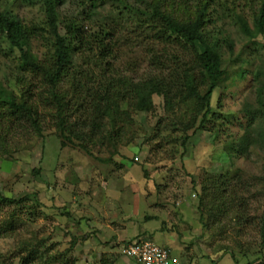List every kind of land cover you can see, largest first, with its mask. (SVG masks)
Instances as JSON below:
<instances>
[{
    "label": "rangeland",
    "instance_id": "rangeland-1",
    "mask_svg": "<svg viewBox=\"0 0 264 264\" xmlns=\"http://www.w3.org/2000/svg\"><path fill=\"white\" fill-rule=\"evenodd\" d=\"M80 1L89 5V0H65L63 16H77ZM116 5L113 0L106 3L96 22L85 20L86 24L109 21L107 11ZM0 7L15 12L24 24L39 27L31 49L42 62L48 60L50 45L37 0H0ZM120 30V63H129L140 74L153 42L142 30ZM59 31L64 33L61 25ZM245 40L237 32L234 56ZM258 40L264 44V36ZM19 54L0 43V80L18 99L34 104L38 130L27 115L0 104V197L14 199H0V264H19V257L32 246L39 252L36 264H133L120 248L137 237L169 247L179 264H246L263 256L257 221L264 208V184L254 177L263 174L264 152L253 147L245 157L230 158L223 149L246 122L243 104L255 103L250 74L214 91L216 138L209 129L185 133L171 127L163 98L154 95L152 111L131 110V124L117 138L115 151L91 146L89 155L68 142L61 145L51 86L42 71L20 68ZM253 65L243 67L252 70ZM70 90L62 80L60 94ZM76 119L81 125L82 116ZM236 169L242 182L252 184L237 195L247 203L246 222L240 225L233 221L240 205L215 215L212 198L203 190L219 174L227 172L230 179Z\"/></svg>",
    "mask_w": 264,
    "mask_h": 264
},
{
    "label": "trees",
    "instance_id": "trees-1",
    "mask_svg": "<svg viewBox=\"0 0 264 264\" xmlns=\"http://www.w3.org/2000/svg\"><path fill=\"white\" fill-rule=\"evenodd\" d=\"M110 1L89 0L87 7L80 1L77 16L64 17L65 0H37L47 30V37H41L50 45L46 54L49 59L43 62L31 49L32 40L41 33L39 27L24 24L15 12L0 7V43L9 50H18L20 68L42 71L51 86L59 114L61 145L68 142L89 155L91 146L115 151L117 138L131 124V110L152 111L154 95L163 98L164 109L171 115V127L185 133L209 129L216 138V111L211 105L214 91L231 87L250 74L256 88L255 103L243 104L246 122L237 138L224 142L223 149L230 158L234 154L245 157L253 147L264 152V44L258 40L264 36V0H244L243 5L242 0H113L117 5L107 11L109 21L101 19L98 26L86 24L85 20L96 22L99 10ZM115 24L142 30L153 42L145 52L147 65L142 73L132 70L129 63H120L121 30ZM237 32L246 40L241 52L234 56ZM170 46L178 47L180 52ZM235 61L239 65L233 67ZM249 62H257L252 70L243 67ZM62 80L69 83L70 94L58 91ZM0 104L12 113L27 115L38 130L34 104L30 105L27 98L18 99L1 80ZM79 116L81 125L76 122ZM187 139L189 135L183 139V147ZM226 173L210 180L212 186H204L203 190L212 198L210 209L215 215L227 214L231 207L240 205L233 217L234 223L240 225L246 222L247 203L237 195L249 191L252 184L241 181L239 169L230 179ZM254 178L264 184V170ZM0 199L14 202L4 196ZM257 225L263 256L246 264H264V208ZM142 240L145 238L137 237L122 244L121 255L135 264L121 249ZM37 254L38 248L32 246L19 257V264H36ZM233 259L238 263L237 258Z\"/></svg>",
    "mask_w": 264,
    "mask_h": 264
},
{
    "label": "built area",
    "instance_id": "built-area-1",
    "mask_svg": "<svg viewBox=\"0 0 264 264\" xmlns=\"http://www.w3.org/2000/svg\"><path fill=\"white\" fill-rule=\"evenodd\" d=\"M121 251L132 258L135 264H179L178 258L168 247L146 239L129 243Z\"/></svg>",
    "mask_w": 264,
    "mask_h": 264
}]
</instances>
